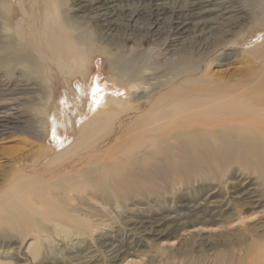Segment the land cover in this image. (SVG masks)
<instances>
[{
  "label": "bare ground",
  "instance_id": "6f19581e",
  "mask_svg": "<svg viewBox=\"0 0 264 264\" xmlns=\"http://www.w3.org/2000/svg\"><path fill=\"white\" fill-rule=\"evenodd\" d=\"M67 1L39 0L28 8L21 0H0L1 145L21 134L63 142L57 150L42 145L22 157L1 154L0 225L38 231L40 225L57 226L62 217L61 223L70 225L66 213L86 217L74 205H85L87 197L105 202L113 198L127 232L100 233L95 248L71 251L61 264H119L139 254L140 248L159 246L164 237L176 245L196 238L213 246L211 236L205 242L201 230L195 231L203 225L221 228L226 233L222 239L239 246L240 233L229 234L225 223L235 226L243 218L241 211L256 214L264 208V91L248 97L185 81L195 93L181 96L183 90L174 84L159 93L167 85L159 81L157 62L144 73L129 71L131 58L119 64L121 86L110 79L113 92L107 87L100 90L96 82L81 84L79 94H65L68 105L74 106L77 97L84 101L70 143L65 145L69 136H64L58 108H52L48 125L39 111L54 92V105L62 104L59 78L89 62L91 44L117 59L122 40L143 33L152 41H167L160 54L165 62L177 54L209 48L229 56L225 51L240 45L227 40L235 31L252 23L264 25V0H72L76 4L66 9ZM179 1L182 4L173 7ZM86 24L93 29L90 38L84 33ZM260 49L264 56V46ZM171 178L195 186L188 219L163 216L152 202L133 203L134 193L147 201L146 189L158 181L164 186ZM201 194L204 197L197 203L194 198ZM72 207L74 211L68 212ZM98 217L104 221L109 215ZM253 228L249 230L255 232ZM75 233L78 240L79 235L88 236L83 230ZM19 235L23 242L28 234ZM263 241L264 231L245 255L237 254L238 260L261 264ZM24 253L20 264H34ZM149 258L153 262L154 257Z\"/></svg>",
  "mask_w": 264,
  "mask_h": 264
},
{
  "label": "rangeland",
  "instance_id": "374dc122",
  "mask_svg": "<svg viewBox=\"0 0 264 264\" xmlns=\"http://www.w3.org/2000/svg\"><path fill=\"white\" fill-rule=\"evenodd\" d=\"M34 1L39 0H31L30 3L27 0H21V3H25L26 7L30 8ZM169 1L175 2L176 0ZM73 4H76V2L68 0L66 2V9ZM181 4L179 1L176 5L173 4V7L180 6ZM33 8V11H38L37 5H33ZM84 27V33L90 38L93 34L92 26L86 24ZM27 32L28 30L25 28L26 37ZM142 35L143 33H139L135 38L132 36L122 40L117 55H115L118 57L117 59L106 54L107 50L97 43L91 44L93 51H87L89 62L80 70L73 72L69 77L67 76L65 79L59 78L60 87L58 95H61L62 104L57 102L54 105L56 95L54 92L51 100L46 106H43V110H40L39 113L44 118L45 125H48L51 121L52 108L54 106L58 108L59 117L62 118L61 121L64 120L62 122V129L67 133L64 136H69L66 139L65 145L74 139V131H76L80 120L76 118H80L79 115L82 114L84 102L75 96L77 98L73 102L74 106L68 105L67 101L69 100L65 94L72 96V93H77L74 89L75 85H94L96 82L99 84L100 90L104 91L103 87H107L110 92H113L115 85L110 81L113 79L117 86H121L118 82L122 79L123 73L119 64L121 65L131 58L134 64L132 63L130 65L131 67L128 66L129 71H136L137 69L139 72L144 73L153 68V65L157 62V67L160 72L159 81H161V84L167 85L159 93H165L172 84L174 86L178 85L183 90L181 91V96L186 93H195L196 89L189 87V85L185 86V81L206 83L213 86L212 91L225 89L232 94H243L248 97L251 94H260L264 91V56L260 55V48L264 46V25L262 26V24L252 23L241 32L235 31L227 40L233 42L235 39L239 41L240 45L234 51H225L229 56L223 55V51L209 48L201 52L192 51L189 52L190 54H177L178 56L174 55L172 57V61L167 60L166 62L162 61L163 59L160 58V54L163 52L167 41L165 43L160 40L152 41L149 36L142 37ZM255 44L258 45L256 46ZM57 83L58 81L53 80V84ZM207 86H198V90ZM178 95L180 96V93ZM153 97L151 96V99ZM43 138L36 135L21 134L11 138L15 140L7 144L1 145L0 141V174L1 154H5L8 158L22 157L23 155L36 151L42 145L50 146L54 150H57L63 145V142L56 137L53 139L50 136L47 139L44 138V140ZM21 167L24 168L25 166ZM155 184L143 192L147 193L145 194V197L148 199L147 201L140 194L134 193L132 195L134 199L133 203L141 206L152 202L156 205L155 208L158 209L159 214L163 216H170L175 219L180 218L182 220L188 219L189 212L187 205L191 203L190 198L194 196L191 191H193L195 186L179 184L172 178L164 186H161L159 181ZM203 197L204 195L201 194L198 197L195 196L194 200L197 203H201ZM85 200V205L76 204L74 206L77 208L80 207L82 209L80 213H83L86 217L69 212L74 207L68 208L67 211L69 213H66V217L69 218L70 225L61 223L64 222V217L59 218L61 222L57 226L54 227V225L48 224L47 227L43 228L40 225L38 228L40 230L38 231H34L37 228L23 230L20 225H18V228L2 227L0 225V264L22 263L21 258L26 257L25 251H27V256L29 255L31 257L34 264H61V262L64 263V261L68 260L67 255L71 251H81L91 246L95 248L97 237L100 233H115L116 236H122L127 232L126 227L122 225V213L113 198H110L111 202H105L103 199H92L90 197H87ZM28 201L32 202L31 199H28ZM108 204L113 208H109L110 206ZM126 204L128 205L129 203L127 202ZM129 206L132 207L131 205ZM113 209H117V213H112L111 211ZM261 210H263L262 213L256 214H251V212L246 210L243 213L241 211V217L243 218L235 226H233L234 223H225L227 228H231L228 231L229 234H232V232L240 233V236H238V240L240 241L239 246H236V243L229 245L226 239H222V235L226 233L220 231L222 230L221 228L203 225L198 226L199 228H196L195 231L201 230V236L205 239V242L211 236L209 243L212 242L214 244L213 246L206 247L204 243L196 238L186 240L183 243L182 240L179 245H176V241L173 243L172 238L164 237L159 242V246L155 248L151 247V250L147 247L140 248L139 254L130 256L119 264H131L132 262V264H247V259L238 260L237 254L242 253L245 255L248 246L260 234L262 235L264 225L261 223L264 218V208ZM44 214L43 211L41 216ZM102 214L109 215L107 220L106 218H104V221L103 219L101 220L103 226L100 224L101 221L96 220H99L98 215ZM97 223L98 225H96ZM73 226L76 228L73 229ZM252 227H254L255 232L249 230ZM80 230L85 231L88 235L84 237L85 239L81 235H79L80 240L76 238L77 235L75 232L78 231L80 234ZM196 232L192 234L194 235ZM20 233L24 235L28 234L23 242L22 236L19 235ZM262 243L264 244V241ZM151 255L154 257L153 262L149 261V256ZM260 259L262 260L261 264H264V252L261 254Z\"/></svg>",
  "mask_w": 264,
  "mask_h": 264
},
{
  "label": "water",
  "instance_id": "95a60500",
  "mask_svg": "<svg viewBox=\"0 0 264 264\" xmlns=\"http://www.w3.org/2000/svg\"><path fill=\"white\" fill-rule=\"evenodd\" d=\"M74 89H75V91L77 92V94H79V93H80V88H79V86H78V85H75V86H74Z\"/></svg>",
  "mask_w": 264,
  "mask_h": 264
}]
</instances>
